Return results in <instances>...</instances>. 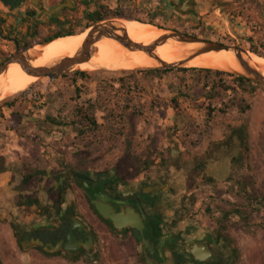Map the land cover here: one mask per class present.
<instances>
[{
	"label": "rangeland",
	"instance_id": "374dc122",
	"mask_svg": "<svg viewBox=\"0 0 264 264\" xmlns=\"http://www.w3.org/2000/svg\"><path fill=\"white\" fill-rule=\"evenodd\" d=\"M133 11V17L152 20L165 29L183 28L231 41L250 53L258 51L260 56L251 54L264 58V0H202L196 20L172 13L167 0H147L142 14L135 6ZM0 47L3 51L12 45L0 40ZM144 69L149 68L84 71L86 77L75 82L70 76L80 69L63 74L67 77L48 75L22 96L23 91L0 101H13L12 108L0 109V158L6 162L5 171L0 173L2 264H149L137 234L118 232L106 221L96 227L100 241L97 253L83 261L46 255L34 245H21L23 201L38 194L45 197L62 179L72 178V172L89 171H115L118 183L124 184L137 178L168 183L169 214L161 222L168 236L196 226L212 233L218 243L217 254L227 264H264V85L251 81L254 85L239 86L228 78L237 98L232 90L223 94L228 105L233 103L224 108V114L218 111L224 107L221 100L212 102L215 112L208 120L205 108L198 109L180 98L181 116L176 117L170 100L178 86L195 76L177 71L136 73ZM119 79H123L122 85ZM75 87H80V102L93 105L96 128L76 120L80 105L75 102ZM199 92L195 95L200 96ZM236 99H242L248 109L241 111L234 106ZM20 115L30 118L18 124ZM52 116L55 125L48 120L50 125L44 129L42 124ZM243 122L248 124L249 153L238 163L233 158L240 157V144L227 135L231 127ZM73 123L78 132L69 128ZM127 143L132 144L134 157L150 158V169L137 175H118L117 166L126 164ZM27 173L33 178L22 185ZM72 180L68 199L78 201L83 195L78 182ZM234 209L239 212H233L226 222L229 241L217 240L218 220Z\"/></svg>",
	"mask_w": 264,
	"mask_h": 264
},
{
	"label": "flooded vegetation",
	"instance_id": "af4514ba",
	"mask_svg": "<svg viewBox=\"0 0 264 264\" xmlns=\"http://www.w3.org/2000/svg\"><path fill=\"white\" fill-rule=\"evenodd\" d=\"M184 1L180 0V3ZM192 1L196 5L187 19L196 20L202 0ZM167 2L170 6L169 0ZM146 3L147 0H0V40L12 45L8 50L0 49V64L16 53L47 42L49 37L59 33L83 31L107 20L129 19L134 13L133 6L142 14ZM58 6H62L59 11L50 13ZM176 31L210 40L183 28H177ZM74 173L83 174L89 179L77 178ZM116 174L115 171L72 172L71 177L78 182L83 195L78 201L68 199V193L74 187L72 178L62 179L45 197L38 194L26 198L20 206L23 217V226L19 229L21 245L33 246V241H40L42 246H34L42 253L78 261L95 255L100 242L96 227L105 223L90 204V199H97L111 204L117 212L129 207L139 213L145 225L144 237L153 244L155 250L154 255L148 249L146 252L141 251L149 264H164L166 247L172 257V264H206L216 259L218 243L212 233L196 226L170 236L163 230L161 222L169 214L166 210V195L170 188L168 183L162 185L158 180L145 182L143 178L142 181L137 178L129 184L118 183ZM158 221L162 236L154 230L150 232L148 228L150 223ZM124 231L136 233L131 228ZM138 238L141 241L140 236ZM202 248L209 249L212 256L201 261L195 258V252L198 253Z\"/></svg>",
	"mask_w": 264,
	"mask_h": 264
},
{
	"label": "bare ground",
	"instance_id": "6f19581e",
	"mask_svg": "<svg viewBox=\"0 0 264 264\" xmlns=\"http://www.w3.org/2000/svg\"><path fill=\"white\" fill-rule=\"evenodd\" d=\"M117 23L132 41L144 45H148L168 33L166 29H158L154 25L145 24L138 20H117ZM88 31L55 39L47 45L35 46L28 52L30 63L34 67H41L53 64L64 57H73L80 49ZM197 46V44H184L169 40L158 46L154 54L167 63H174L185 59ZM93 47L94 53L90 61L77 64L74 69L89 72L99 70L120 71L152 67L158 64L156 59L146 53L130 51L112 38H103L97 41ZM251 53L246 50L242 56L248 60L251 66L264 75V58ZM186 66L243 72L234 54L226 50L198 55L187 62ZM37 80V77L26 73L17 63L10 64L6 71L0 75V101L25 91Z\"/></svg>",
	"mask_w": 264,
	"mask_h": 264
},
{
	"label": "water",
	"instance_id": "95a60500",
	"mask_svg": "<svg viewBox=\"0 0 264 264\" xmlns=\"http://www.w3.org/2000/svg\"><path fill=\"white\" fill-rule=\"evenodd\" d=\"M169 3H170V7L174 10V12L180 15L181 17L190 16V14L194 12V7L196 5V3L192 0H186L183 3H180V0H169ZM61 7L62 6H58L52 9L50 13L59 11ZM126 21H132V20H126ZM118 24L119 23H117V20H107V21H103L98 24H95L81 31V33H84L89 30L78 52L73 57H64L50 65L34 67L30 63L28 52L32 50L35 46L33 48L27 49L26 51L22 53H16L10 58H8L6 61L0 64V75L6 71V69L8 68L10 64H13V63H17L26 73H28L29 75L35 76L38 79L46 77L48 75H63L65 73L77 70V69H74V67L77 64L89 62L94 53L93 46L97 41L103 38H112L130 51H142L146 53L148 56L156 59L158 61V64L152 67H145L149 69L151 68L153 69H156V68H193V67H187L186 64L187 62L194 59L198 55L208 53L211 51H222V50L231 51L234 54L239 65L243 69V72H236V71H220V72L229 73L237 77H243L247 80L264 85V75L260 71H258L256 68L251 66L248 60L243 58L242 55L246 52V50L240 48L237 45H226V44L219 43L217 41H211V40L189 36V35L183 34L178 31H173V30H167L168 32L167 34L159 37L158 39H156L155 41H153L152 43L148 45H144V44H140V43H136L132 41L128 37L125 30H123L121 26ZM157 28L162 29L160 27H157ZM63 37H66V36H63ZM58 38H61V37H58ZM58 38H54L40 45H47ZM169 40L178 41L184 44H197L198 46L189 55H187L185 59H183L182 61H178L174 63H167L161 60L159 57H157L154 54V52L158 46L165 44ZM138 69H141V68H138ZM198 69H206V68H198ZM214 71H219V70H214ZM74 176L80 179H84V180L89 179L87 176L80 174V173H74ZM153 189H157V187H154ZM90 204L93 206L95 211L98 213V215L103 220L111 222L112 227L116 231L122 232L128 228L133 229L137 233V235L140 236L141 238L140 245H141L142 251L146 252V250L148 249L149 252L152 255H154L155 250H154L153 244H151L144 237L145 225L143 223V220L140 217L139 213L135 212L134 209L128 207L126 209H122L120 212H117L111 204L104 202L102 200H97V199H90ZM32 243L35 246H42V242L40 241H33ZM23 246H25V244H23ZM45 250L48 251L46 248ZM163 256L166 261L164 264H172V259H171L172 257L167 247L164 251ZM211 256H212V252L206 248H202L200 251H198V253L195 252V258L201 261Z\"/></svg>",
	"mask_w": 264,
	"mask_h": 264
},
{
	"label": "trees",
	"instance_id": "16d2710c",
	"mask_svg": "<svg viewBox=\"0 0 264 264\" xmlns=\"http://www.w3.org/2000/svg\"><path fill=\"white\" fill-rule=\"evenodd\" d=\"M126 20H138L142 23L145 24H151L154 25L156 27H160L162 29H165L163 25L160 24H156L154 23L152 20L150 21H145L142 19H138L135 17H131L129 19ZM168 30V29H166ZM72 34H76L75 32H62L59 33L57 35H54L52 37H49L47 41L52 40L54 38H58V37H63V36H68V35H72ZM196 35V34H193ZM199 35V34H197ZM202 36H204L203 34H201ZM208 39H210L211 41H217L219 43L222 44H226V45H232L233 42L231 41H220V40H215L212 38L207 37ZM253 53L258 54V51L255 50H251ZM260 56V55H259ZM181 72L184 74H190V75H194L195 77H193V79L191 81H186L182 86H178L177 90H176V94L171 98L170 100V107L172 109V112L174 113V115L176 117H180L181 116V107H180V98L186 99L190 102V104H192L194 107L198 108V109H206L207 110V118L208 120L212 117V114L215 112V107H212V102L217 101V100H221L222 103L221 105L224 106L220 109H218V111L222 114H224L226 111L225 109H228L230 107H232L233 103L231 104H227L224 99H223V94L229 90H232L233 92H235L234 87H232L231 85H229L227 83V79H231L234 83H236V85H242V84H252L254 85L250 80H247L243 77H237L234 75H231L229 73H225V72H220V71H214V70H210V69H198V68H187V69H174V68H162V69H144V70H138L137 72L140 73H146V74H154V75H163L165 73H171V72ZM87 73L84 71H79V72H75L73 73L70 77L72 79V82H75L77 78H84L86 77ZM59 77V76H58ZM60 77H67V75H60ZM120 81V85H122L123 83V79H119ZM36 83V82H35ZM33 85V84H32ZM31 85V86H32ZM257 85V84H256ZM28 87L25 91H23V93L20 94V96H22L23 94H25L26 92L29 91V89L31 88ZM197 91H200V96L195 95ZM75 102L76 104L80 105V107L78 106L76 108V112H77V116H76V120H81L83 122H86L89 126H93L94 128L97 127V118L92 115L93 112V106L91 103H83L80 102L81 99V90L80 87H75ZM234 96L237 98V93H234ZM204 99V101H200V99ZM236 103L234 106H236L239 110L241 111H245L246 109H248V106L244 105V101L242 99H236ZM13 101H4L2 103H0V109H2L3 107H7V108H12ZM83 105H86V107H84ZM225 108V109H224ZM30 116V115H29ZM24 118H30L28 116H22L20 115L19 119H18V124L21 123V121ZM53 122V124L55 125V118L52 117H48V119H46L44 121V123L42 124V127L45 129V127L49 124L50 122ZM79 122V121H78ZM52 124V123H51ZM69 128L71 130H75L78 132V125H76V123L73 124H69L68 125ZM228 138H235V140L237 139L240 147H241V155L239 158H233L234 162H238L239 160L243 161V158H247L248 153H249V131H248V124L247 122H243L241 125H239L238 127H231L230 131L227 135ZM131 147L132 144L131 143H127V150H126V154H125V165H121V166H117L118 169V175L124 174L125 172L127 173H131L133 175H137L140 172L143 171H147L148 169H150L151 166V160L150 158H136L131 154ZM234 165V163H233ZM6 168V162L3 158H0V173H3L5 171ZM33 178V175H31V173H27L26 175L23 176L21 184L22 185H27L30 183V180ZM252 201V200H251ZM261 201L264 202V194L261 197ZM96 212V211H95ZM234 212V214H237L239 211H237V209H234V211H229V212H225L222 214V216L220 217V219L218 220L219 223V227L216 231V238L217 240H226L229 241V237L225 234V230H226V222L229 218V216ZM97 213V212H96ZM98 214V213H97ZM106 221V220H104ZM111 227L112 224L110 221H106ZM159 221L158 222H152L150 223V225L148 226L150 232L151 230H154L159 236H162V229L160 228L159 225ZM14 228H16L14 226ZM127 232V231H125ZM149 232L147 230L146 232V237H148ZM0 264H2L1 258H0ZM206 264H227V262L224 261L223 257L221 255H218L216 257V259L210 263H206Z\"/></svg>",
	"mask_w": 264,
	"mask_h": 264
}]
</instances>
